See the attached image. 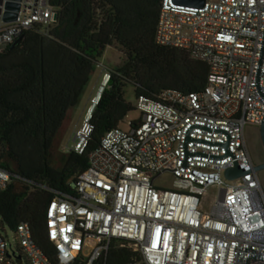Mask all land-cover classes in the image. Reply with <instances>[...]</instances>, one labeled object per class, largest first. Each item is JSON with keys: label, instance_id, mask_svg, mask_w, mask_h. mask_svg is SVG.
<instances>
[{"label": "built area", "instance_id": "1", "mask_svg": "<svg viewBox=\"0 0 264 264\" xmlns=\"http://www.w3.org/2000/svg\"><path fill=\"white\" fill-rule=\"evenodd\" d=\"M9 1L21 3L18 18L5 21ZM60 11L51 0H0V53L25 31L54 38ZM264 39V0H206L203 7L162 0L156 40L189 52L209 66L202 91L164 90L156 99L138 97L142 116L109 130L90 154L89 167L74 184V193H53L48 232L60 260L95 264L116 247L129 246L142 257L130 264H264V190L259 171L228 179L232 156L217 160L188 157L184 144L193 125L231 135L230 151L241 169L256 168L245 137L248 124L262 127L264 98L257 74ZM97 93L73 135L68 152L85 154L94 131L92 119L114 70L102 62ZM264 93V57L260 75ZM193 139L227 143L224 133L195 128ZM190 153L223 156L226 148L188 142ZM170 173L195 189L160 188L156 179ZM12 182L30 183L0 166V192ZM217 186L210 210L203 199ZM19 251L0 230V264H53L38 247L28 223L16 228Z\"/></svg>", "mask_w": 264, "mask_h": 264}, {"label": "trees", "instance_id": "2", "mask_svg": "<svg viewBox=\"0 0 264 264\" xmlns=\"http://www.w3.org/2000/svg\"><path fill=\"white\" fill-rule=\"evenodd\" d=\"M162 0H51L60 11L54 38H40L36 29L0 53V166L30 183L12 182L0 192L1 225L16 230L30 224L33 238L53 264H65L49 238L48 207L56 190L74 193V184L89 167L90 154L102 138L137 109L125 97L133 83L138 97L156 99L164 90L205 89L209 66L185 49L156 40ZM102 12V18L96 19ZM100 14V15H101ZM114 43L127 62L114 70L111 87L97 105L94 131L85 154L58 149L70 127L72 111L88 90L98 57ZM113 244L95 264L141 262L139 252ZM69 264H83L76 260Z\"/></svg>", "mask_w": 264, "mask_h": 264}, {"label": "rangeland", "instance_id": "3", "mask_svg": "<svg viewBox=\"0 0 264 264\" xmlns=\"http://www.w3.org/2000/svg\"><path fill=\"white\" fill-rule=\"evenodd\" d=\"M102 12L97 13L96 19L102 18ZM101 14V15H100ZM125 49L119 44L114 43L109 45L103 52L101 56L98 57L99 62L107 65L112 70H119L127 62V55L124 51ZM102 80V69L96 67L92 81L88 87L87 92L82 97L80 104L72 111L71 124L69 129L64 135L62 143L58 149L59 158L64 154L68 153L69 146L73 144V135L77 126L80 124L83 115L86 113L88 107L91 104V99L97 93L99 86L101 85ZM136 86L133 83H128L125 86V97L128 102H130L134 107L138 102V95L136 91ZM142 113L138 109L131 111L125 120L121 123V126L124 129H129V122L141 118ZM245 137L248 147V151L251 157L254 160L256 165L264 164V142L261 134V126L256 124H248L245 128ZM259 175L262 181L263 190H264V169L259 171ZM156 185L160 188L168 189H180L183 191H192L195 189L193 184H189L181 178H178L170 173H165L161 177L156 179ZM219 189L217 186H210L207 189V193L203 199V209L210 210L216 196L219 194ZM0 230L7 236L9 242L13 245L14 249L19 251V240L16 236V231L11 229L8 226L1 225V216H0ZM22 264V263H19Z\"/></svg>", "mask_w": 264, "mask_h": 264}, {"label": "water", "instance_id": "4", "mask_svg": "<svg viewBox=\"0 0 264 264\" xmlns=\"http://www.w3.org/2000/svg\"><path fill=\"white\" fill-rule=\"evenodd\" d=\"M175 1L178 2V3H181V4L194 5V6H199V7H203L206 4V0H175ZM7 8H8V11L6 12V15H5V21L6 22H11V21L16 20L18 18V12L21 10V3L16 2V1H9L8 4H7ZM21 39H22V36H20L15 41V43L12 44V47L16 46L21 41ZM263 57H264V39H263V45H262L260 62H259V68H258V74H257V80H256L259 93L264 98V93L262 92L261 87H260V75H261ZM195 128L207 130V131L212 132V133H224V134H226L228 136V142L227 143H220V142H209V141H206V140H203V139H193V138L190 137V133ZM261 134H262V139H263V142H264V119H263V122H262ZM231 139H232L231 135L229 134V132H227L225 130H221V129L215 130V129H211V128H208V127H205V126H202V125H193L188 130L187 135H186V140H185V144H184L185 158H184V161L182 163V166L184 168H188L189 167V165L187 163V160H188V157H191V156H200V157H206V158L217 159V160H221V159H224V158H226L228 156H232L233 159H234V162H235V167L229 168L225 172L226 177L228 179H231V180L235 179V178H239V177H241L243 175L252 173L254 171H260V170L264 169V164L257 165L256 168H253V169H250V170H247V171L241 169L235 154H233L230 151V149H229V145L231 143ZM188 142H197V143H204V144L212 145V146L225 147L226 148V154L223 155V156H216V155L204 154V153H201V152L190 153L188 151V148H187Z\"/></svg>", "mask_w": 264, "mask_h": 264}]
</instances>
